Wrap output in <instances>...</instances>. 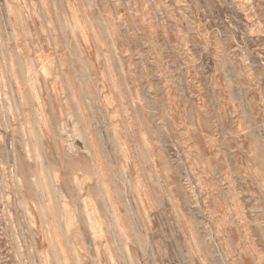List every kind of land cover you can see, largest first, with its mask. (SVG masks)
Wrapping results in <instances>:
<instances>
[{
	"label": "rangeland",
	"instance_id": "1",
	"mask_svg": "<svg viewBox=\"0 0 264 264\" xmlns=\"http://www.w3.org/2000/svg\"><path fill=\"white\" fill-rule=\"evenodd\" d=\"M0 264H264V0H0Z\"/></svg>",
	"mask_w": 264,
	"mask_h": 264
}]
</instances>
